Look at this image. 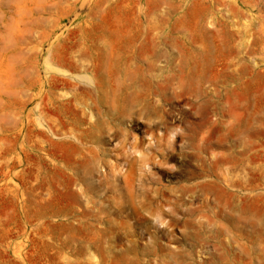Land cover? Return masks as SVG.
Returning <instances> with one entry per match:
<instances>
[{"label":"rangeland","instance_id":"1","mask_svg":"<svg viewBox=\"0 0 264 264\" xmlns=\"http://www.w3.org/2000/svg\"><path fill=\"white\" fill-rule=\"evenodd\" d=\"M0 264H264V0H0Z\"/></svg>","mask_w":264,"mask_h":264},{"label":"bare ground","instance_id":"2","mask_svg":"<svg viewBox=\"0 0 264 264\" xmlns=\"http://www.w3.org/2000/svg\"><path fill=\"white\" fill-rule=\"evenodd\" d=\"M206 94V93H205ZM139 161H140V159H139Z\"/></svg>","mask_w":264,"mask_h":264}]
</instances>
